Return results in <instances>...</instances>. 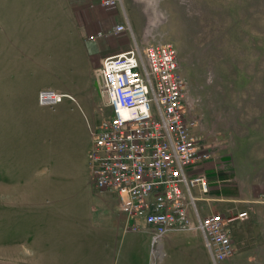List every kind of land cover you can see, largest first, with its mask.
<instances>
[{"label": "crops", "instance_id": "1", "mask_svg": "<svg viewBox=\"0 0 264 264\" xmlns=\"http://www.w3.org/2000/svg\"><path fill=\"white\" fill-rule=\"evenodd\" d=\"M100 1L0 0V127H6L7 141L12 142L6 164L0 162V264H149V229L142 223L131 227L118 210L116 193L96 190L92 178L87 179L90 141L78 100L91 107L94 118L91 70L105 56L133 44L121 33L89 39L125 23L118 10ZM60 30L69 33L71 45L82 47L74 54L75 66L70 61L65 67L63 55H57L64 45L57 41ZM83 56L84 68L79 65ZM48 76L57 77L48 82ZM44 88L71 93L75 101L64 98L54 106L42 105L38 92ZM73 105L79 110L73 117L83 128L77 141L82 150L76 154L68 133L73 121L67 110ZM28 126L39 129L32 128L29 138L24 136ZM247 159L243 165L232 164L231 178L221 173V182L230 183L211 191L216 206L204 204L202 211L226 213L234 205L245 209L248 217L231 224V238L261 240L253 259L264 264V148ZM178 232L163 237L166 255H181L187 264H214L200 232ZM193 235L195 239L189 237ZM165 257L158 263L169 264Z\"/></svg>", "mask_w": 264, "mask_h": 264}, {"label": "built area", "instance_id": "2", "mask_svg": "<svg viewBox=\"0 0 264 264\" xmlns=\"http://www.w3.org/2000/svg\"><path fill=\"white\" fill-rule=\"evenodd\" d=\"M124 29V24H116L105 34ZM177 62V50L170 42L143 49L135 45L102 59L97 70L100 92L111 112L97 128H89L92 183L99 191L116 193L118 209L131 220V227L142 223L149 229V264L162 258L161 243L168 232L184 230L202 234L216 263L231 255L230 225L244 220L247 213L203 215L197 206L195 190L204 194L209 188L199 169L210 151L193 131ZM65 97L74 100L71 94L50 88L38 93L42 105L57 104Z\"/></svg>", "mask_w": 264, "mask_h": 264}, {"label": "rangeland", "instance_id": "3", "mask_svg": "<svg viewBox=\"0 0 264 264\" xmlns=\"http://www.w3.org/2000/svg\"><path fill=\"white\" fill-rule=\"evenodd\" d=\"M109 7L118 10L121 19L127 21V27L121 34H126L128 40H136L140 47L170 42L177 48L179 74L188 94L191 119L196 121L194 132L210 151V158L200 167L205 171L210 189L205 195L207 199L199 200L198 206H216L210 192L220 190L223 183V186L230 183V180L221 182V173L231 178L232 164L236 167L243 165L251 160L247 159L248 154L262 152L264 148V0H119ZM59 32L57 41L63 40L64 45H59L57 55H63L65 67L70 61L71 66H75L78 60L74 54L81 53L82 47L70 44L69 33ZM79 65L82 68L87 65L85 56ZM57 76H48V82ZM60 78L64 79V75ZM90 78L96 84L93 98L95 117L89 111L91 107L86 108L83 102L77 100L86 117L84 124L91 147L89 128H97L108 117L109 106L97 90L101 80L95 69L91 70ZM65 104L68 105L69 101L66 100ZM77 108L73 105L67 110L73 121L69 123L68 133L75 154L82 150V144L77 141L79 133L83 135L78 118L73 117L79 113ZM46 126L42 129L49 133L45 130ZM32 128L34 126H28L25 137L32 135ZM7 138L6 127H0V162L3 164H6V152L10 151L12 144ZM22 142L29 143L23 138ZM89 151L90 148L87 179L91 178ZM46 164L50 165L49 162ZM74 164L79 166V162ZM235 206L228 207L227 212L245 210H237ZM178 233L193 234L192 231ZM171 234L173 232H168L166 237ZM189 237L195 239L194 235ZM261 242L250 237L241 241L237 239L231 246L232 254L219 262L258 264L253 259L256 255L254 248ZM176 250L174 253L179 249ZM164 257L169 264H187L181 255L168 256L165 252Z\"/></svg>", "mask_w": 264, "mask_h": 264}]
</instances>
